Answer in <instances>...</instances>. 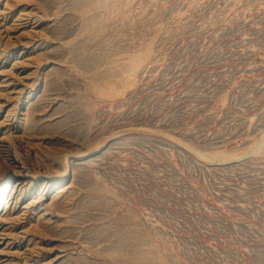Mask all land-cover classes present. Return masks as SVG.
Here are the masks:
<instances>
[{"label":"rangeland","instance_id":"1","mask_svg":"<svg viewBox=\"0 0 264 264\" xmlns=\"http://www.w3.org/2000/svg\"><path fill=\"white\" fill-rule=\"evenodd\" d=\"M0 264H264V0H0Z\"/></svg>","mask_w":264,"mask_h":264},{"label":"bare ground","instance_id":"2","mask_svg":"<svg viewBox=\"0 0 264 264\" xmlns=\"http://www.w3.org/2000/svg\"><path fill=\"white\" fill-rule=\"evenodd\" d=\"M7 184H8V179L6 178V179L2 182V184H1V189H2L3 187H5Z\"/></svg>","mask_w":264,"mask_h":264}]
</instances>
